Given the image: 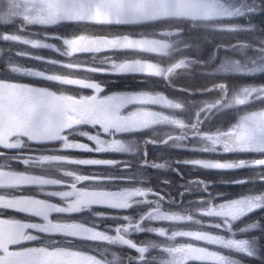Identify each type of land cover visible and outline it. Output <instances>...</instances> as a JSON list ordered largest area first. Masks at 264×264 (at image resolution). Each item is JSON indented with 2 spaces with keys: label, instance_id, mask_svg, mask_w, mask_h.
Here are the masks:
<instances>
[{
  "label": "snow or ice",
  "instance_id": "snow-or-ice-1",
  "mask_svg": "<svg viewBox=\"0 0 264 264\" xmlns=\"http://www.w3.org/2000/svg\"><path fill=\"white\" fill-rule=\"evenodd\" d=\"M161 6L0 3V50L8 51L0 56V159L8 161L0 166V264H157L159 256L165 264H264L259 219L236 227L264 216V63L241 66L246 12L235 7L208 22L215 37L198 36L194 53L173 54L160 39L183 18L160 15ZM247 12L264 23V7ZM99 52L122 55L108 64L73 62ZM193 55L199 79L172 86ZM228 111L231 118L212 122ZM172 148L192 154L174 158L184 166L172 169L182 181L174 197L159 186L173 183L159 175ZM53 167L59 175L48 173ZM172 224L179 231L169 234Z\"/></svg>",
  "mask_w": 264,
  "mask_h": 264
},
{
  "label": "rangeland",
  "instance_id": "rangeland-1",
  "mask_svg": "<svg viewBox=\"0 0 264 264\" xmlns=\"http://www.w3.org/2000/svg\"><path fill=\"white\" fill-rule=\"evenodd\" d=\"M0 3H2V0H0ZM186 5H189L187 0H162V6L158 9L159 14L163 16L177 15L178 13L181 14L178 16H184L183 17L184 21H182L181 25L179 24L178 26H172V27L167 26L165 35L161 37L160 39V44H170L171 45V51L173 54H179V52L185 51L188 49H192L194 53L196 45L201 43V41L197 39L198 36L215 37L217 35L215 32L212 31V28L214 27L212 23L210 24V26L206 28L203 26L204 27V28L202 27L203 29H201L200 27H197V25L195 26V21H197V19L202 20L203 18L205 19L207 18V19H210L211 21H220L222 17L226 16L231 9L235 7H242L245 10L246 15L241 19L240 23H243L249 26L250 31L246 33H242L238 37L241 41L244 42V44L241 47V53H242L240 55V59L242 61L241 66L242 67L243 66L253 67L254 66L252 63L253 60H255L257 64L264 63V59L261 58L262 55L264 54L255 52L253 48V46H259V47L264 48V23H261L260 18L255 13L247 12L248 8L264 7V0H220L219 6L211 7V10L208 9L207 12L204 8V6L206 7V5H204L203 2L201 3V1H197V0L192 1L193 9H190V10H187L185 8ZM180 7L183 9H181ZM189 17L192 18V19H189L192 22L191 25L186 23V18L188 19ZM176 30L177 32L175 33ZM181 30H183V32H186L188 30V32L185 34L184 33L181 34ZM244 45H247V46L245 47ZM2 46L3 45L0 44V47ZM12 47L13 49H16L19 46L13 45ZM158 47L159 45L147 46L149 50H155ZM22 50L29 51V52L32 51L31 49H22ZM43 54L54 55L48 50H45ZM6 55H8V51H7V48L4 47L3 50H0V56H6ZM121 55H122L121 53L107 54L108 62H105V63H110L112 56H116L117 58H119ZM78 59L79 57L74 58L73 62L74 63L83 62L82 60H78ZM194 59L195 57L193 55V60L190 63V67L186 72L174 76L175 79L179 78V80H181L182 85L191 84L192 82L196 81L192 79V75H195L196 73L195 74L192 73L190 75V71L200 72V66L194 62ZM27 63L29 66H32V67L50 69V66L48 65H40V64H36L35 62H27ZM168 63H169V60L168 58H166L165 62L162 63V65H165ZM235 79L238 81H244V82H248L251 80V78H247V77L235 78ZM261 79H264V77H262ZM253 99L256 101V106L260 107L261 106L260 101L255 94L253 96ZM232 114L233 113L231 111H228L225 114H221L220 116L213 115L211 117V120L213 123H218L221 120L231 118ZM33 147H36V146H33ZM168 151H169V155L164 157L161 160V162L165 163L166 166L165 168L160 170L159 175L161 179H171L173 183L171 185L161 184L160 187L171 189V195L174 197L177 194V191H179V189L177 188V185L181 183L182 181L180 177L172 171V169L176 167H180L184 169V166L175 164L174 158L176 156H186V155H192V154L186 153V152L181 153L176 148L169 149ZM7 163L8 161L4 159H0V166H5ZM185 171H186V177L204 175V176H210L211 178H215L213 174H210V173L191 172L188 170H185ZM48 173L50 175L56 176L60 174V169L58 167L49 168ZM155 182L156 181L154 180L153 183ZM190 187L192 188L193 191L198 190L195 186H190ZM231 190L235 193V192L242 191L243 189L240 186H234ZM193 195H195V193ZM137 207L143 208V204L142 203L138 204ZM188 211H191L192 215L194 216V222H195V219H199V217L195 216L194 206L188 209ZM253 219H259L260 228L264 229V216H262L260 212H256L254 213V215L245 217L243 220H240L236 224V227L237 228L243 227L246 223L250 222ZM165 227H167L169 234L179 231V226L175 224L166 225ZM259 231H260L259 229L252 230V232H250L249 234H256ZM176 244H177V241L170 240L168 241L167 246L171 247V246H175ZM109 259L111 260L110 254H109ZM167 259H168L167 257L159 256L157 257V264H165V261ZM122 264H128V262L123 261ZM252 264H255V262H252Z\"/></svg>",
  "mask_w": 264,
  "mask_h": 264
},
{
  "label": "trees",
  "instance_id": "trees-1",
  "mask_svg": "<svg viewBox=\"0 0 264 264\" xmlns=\"http://www.w3.org/2000/svg\"><path fill=\"white\" fill-rule=\"evenodd\" d=\"M192 1H194V0H187V2L189 3V5H186L185 6V8L187 9V10H190V9H193L192 8ZM197 1H201V3L203 2L204 3V5H206V0H197ZM183 7V6H182ZM181 8V7H180ZM204 8H205V10H206V12H207V10L208 9H210V7H208V6H204ZM181 9H183V8H181ZM178 15H181V14H177V15H170V16H173V17H180V18H183L184 16H178ZM186 16H188V15H186ZM189 19H192L191 17H189L188 19L186 18V21H190ZM182 21H184V19H177V20H174V21H171V22H169V24L168 25H166L165 27H167V26H169V27H172V26H178L179 24L181 25L182 24ZM211 20L210 19H205V18H203L202 20H199V19H197V21H195V26L197 25V27H200L201 29H203L204 27L206 28V27H208V26H210V24L211 23H208V22H210ZM204 26V27H203ZM203 27V28H202ZM184 28H186V27H184ZM183 28V29H184ZM185 30V29H184ZM194 31V30H193ZM202 31V30H201ZM188 32V30L186 31V32H183L184 34L185 33H187ZM198 34V33H197ZM199 35H201V34H199ZM107 54L108 53H104V52H99V53H95V54H93V55H89V56H86V57H79V59L78 60H82V61H87V63L88 64H96V65H100V64H108V63H105V62H108L107 61ZM160 58H162V59H160ZM158 59L160 60V63L162 64V63H164L165 62V60H166V57L165 58H163V57H158ZM176 83H174V81L172 80L171 81V85L172 86H177V84L175 85ZM159 90H161V91H163L164 89H163V85H160V88H159ZM160 186V185H159Z\"/></svg>",
  "mask_w": 264,
  "mask_h": 264
},
{
  "label": "bare ground",
  "instance_id": "bare-ground-1",
  "mask_svg": "<svg viewBox=\"0 0 264 264\" xmlns=\"http://www.w3.org/2000/svg\"><path fill=\"white\" fill-rule=\"evenodd\" d=\"M209 10H211V7H210ZM209 12H210V11H209ZM192 73H194V74L196 73L195 75H192V79L197 81V80L199 79V75H198L199 72H192V71H190V75H191ZM180 77H181V76H180ZM173 81H174V83L177 84V86L182 85V84H181V80H179V78H178V79H175V78H174ZM176 84H175V85H176ZM242 114H244V113H243V112H240V113H239V115H242Z\"/></svg>",
  "mask_w": 264,
  "mask_h": 264
},
{
  "label": "water",
  "instance_id": "water-1",
  "mask_svg": "<svg viewBox=\"0 0 264 264\" xmlns=\"http://www.w3.org/2000/svg\"><path fill=\"white\" fill-rule=\"evenodd\" d=\"M177 32V30L175 31V33Z\"/></svg>",
  "mask_w": 264,
  "mask_h": 264
}]
</instances>
